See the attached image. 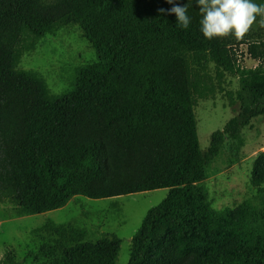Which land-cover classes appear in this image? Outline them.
<instances>
[{"label": "trees", "instance_id": "obj_1", "mask_svg": "<svg viewBox=\"0 0 264 264\" xmlns=\"http://www.w3.org/2000/svg\"><path fill=\"white\" fill-rule=\"evenodd\" d=\"M181 3L189 4L187 29L175 15L158 13L171 7L164 0H0V179L19 217L76 197L168 189L131 239L127 264H264V187L260 208L243 202L219 212L198 185L224 141L239 146L243 129L264 115V26L243 39L208 40L195 0ZM70 24L98 60L55 96L18 65L36 40ZM241 45L257 66L239 64ZM226 75L240 77L235 98L228 97L239 110L204 152L196 100L221 92ZM250 181L264 185V151ZM120 245L112 236L41 246L22 262L58 252L55 264H113ZM20 262L6 257L0 264Z\"/></svg>", "mask_w": 264, "mask_h": 264}, {"label": "rangeland", "instance_id": "obj_2", "mask_svg": "<svg viewBox=\"0 0 264 264\" xmlns=\"http://www.w3.org/2000/svg\"><path fill=\"white\" fill-rule=\"evenodd\" d=\"M256 3H263L255 0ZM261 18L248 33L258 30ZM239 64L253 68V60L246 47H239ZM97 53L82 36L78 25L60 27L53 33L35 41V47L23 53L19 70L32 71L42 78L51 95H62L73 85L80 67L95 63ZM213 71V65H211ZM214 74V73H213ZM222 91L213 98L197 99L194 113L197 134L202 151L209 147L214 131L237 115L239 104L230 105L228 97L235 98L240 89L239 75H226ZM264 151V115L254 118L243 129L241 144L236 146L226 139L218 155L206 163V176L198 183L209 197L211 207L222 212L248 202L260 208L263 193L250 181L252 163ZM168 189L137 193L120 197L92 200L87 197L71 199L64 207L41 215L19 217L16 205L8 194L5 183L0 179V263L9 257L20 264H55L61 254L41 256L38 261L29 257L41 246L61 244L73 246L81 242H97L115 236L121 240L113 264H127L131 252V239L138 231L147 212L159 205L168 194Z\"/></svg>", "mask_w": 264, "mask_h": 264}, {"label": "clouds", "instance_id": "obj_3", "mask_svg": "<svg viewBox=\"0 0 264 264\" xmlns=\"http://www.w3.org/2000/svg\"><path fill=\"white\" fill-rule=\"evenodd\" d=\"M170 8H160V15H175L182 29L191 23L188 16V3L181 0H164ZM201 14L200 31L205 39H219L233 36L243 39L260 17L264 26V3L255 0H195Z\"/></svg>", "mask_w": 264, "mask_h": 264}]
</instances>
